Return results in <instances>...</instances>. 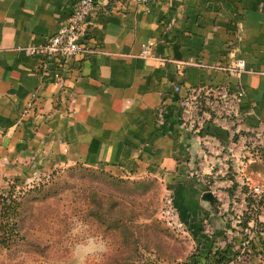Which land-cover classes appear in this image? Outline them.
<instances>
[{
    "label": "crops",
    "instance_id": "obj_1",
    "mask_svg": "<svg viewBox=\"0 0 264 264\" xmlns=\"http://www.w3.org/2000/svg\"><path fill=\"white\" fill-rule=\"evenodd\" d=\"M78 1L0 0V176L46 155L51 165L154 178L167 182L174 203L189 198L197 212L207 211L212 232L228 231L221 202L209 207L199 198L221 197L239 181L230 167L243 153L232 160L227 142L196 135L177 99L199 86L240 87L237 130L241 141L255 144L244 154L256 158L244 175L264 181V0L128 1L123 10L99 13L88 30L94 53L72 61L60 91L54 73L39 70V58L23 48L45 42ZM239 59L245 64L239 75L216 68ZM160 104L166 114L157 126ZM191 166L196 184L182 181Z\"/></svg>",
    "mask_w": 264,
    "mask_h": 264
},
{
    "label": "rangeland",
    "instance_id": "obj_2",
    "mask_svg": "<svg viewBox=\"0 0 264 264\" xmlns=\"http://www.w3.org/2000/svg\"><path fill=\"white\" fill-rule=\"evenodd\" d=\"M49 159L40 155L11 177L0 176V212L16 203V216L0 213V223L13 230L8 247L0 245V264H264V181L244 175L252 162H232L230 174L239 181L225 187L236 184L232 195L216 197L230 228L212 232L208 212H197L189 198L174 203L183 227L166 224L160 207L167 182ZM190 168L182 181L196 184ZM255 187L263 191L256 195ZM244 214L246 227L238 225Z\"/></svg>",
    "mask_w": 264,
    "mask_h": 264
},
{
    "label": "built area",
    "instance_id": "obj_3",
    "mask_svg": "<svg viewBox=\"0 0 264 264\" xmlns=\"http://www.w3.org/2000/svg\"><path fill=\"white\" fill-rule=\"evenodd\" d=\"M128 1L149 4L155 0H79L73 12L65 19L57 31L41 44H32L23 48L26 55L39 58V70L43 72H53L54 82L59 86L60 91L65 90V74L69 70L72 61L87 57L94 53L93 48L87 44L88 30L91 19L99 13H109L118 9H125ZM142 54H146V49L142 50ZM203 65V64H199ZM217 69H222L229 75H239L245 71V64L242 60H237L231 66L216 65ZM173 93L179 94L180 87L174 86ZM185 97L179 95L177 103L183 108L184 119L190 124L191 130L198 135L203 130L204 125L210 120L207 112H201L198 115L199 108L197 100L200 95L212 98L214 107L220 106L216 112L217 119L214 120L219 127L231 126L227 150L230 158L233 160L234 154H242L246 158L245 162H253L254 156L246 155L249 144H255L250 141H243L238 138L234 141V137L240 132L237 127L242 122L239 112V102L244 96V92L240 87L230 89L228 86H203L196 90L190 89L186 92ZM166 109L164 104H160L156 111V125L164 124V116ZM230 118V120H228ZM208 147H206L207 149ZM201 175V174H200ZM197 176V173H195ZM255 193L258 195L262 192L261 187H255ZM163 196L161 201L160 213L166 224L173 229H180L183 224L177 218L174 200L171 194Z\"/></svg>",
    "mask_w": 264,
    "mask_h": 264
},
{
    "label": "trees",
    "instance_id": "obj_4",
    "mask_svg": "<svg viewBox=\"0 0 264 264\" xmlns=\"http://www.w3.org/2000/svg\"><path fill=\"white\" fill-rule=\"evenodd\" d=\"M202 87L203 86L196 87V90L199 89V88H202ZM212 102H213L212 98H207V97H204L203 95H200V97L197 100V107L200 110V111H198V115H200L201 112H207L210 115V121H213V120L217 119L216 112L219 110L220 106L218 105V106L214 107L212 105ZM228 120H230V118H228ZM200 134H201V132H199L198 135H200ZM240 135H241L240 133L237 134V136L234 137V141L237 140L240 137ZM235 187H236V184L234 183L228 189L229 192H230L229 193L230 195H232ZM11 203L14 204V207H11L10 204H8V205L3 204L1 212H0L2 219H7V217L9 215H12L13 217L16 216V214H15L16 213V211H15L16 210V203L13 200H12ZM244 216L247 217V214H244ZM206 220H207V218H206ZM248 222H249V217L243 218L242 222H240L238 225H240L242 227H246ZM255 222H256V220H255ZM195 224H197V223H195ZM195 224H191L190 227L192 229H195V228L197 229V226H199V224H197V225H195ZM201 229L204 230L203 225H202ZM11 232H13V230L9 226V224L5 225L3 222L0 223V245H2L4 247H8V242L7 241L9 240V233H11ZM192 264H196V263L192 261Z\"/></svg>",
    "mask_w": 264,
    "mask_h": 264
},
{
    "label": "water",
    "instance_id": "obj_5",
    "mask_svg": "<svg viewBox=\"0 0 264 264\" xmlns=\"http://www.w3.org/2000/svg\"><path fill=\"white\" fill-rule=\"evenodd\" d=\"M203 135H210L216 139L224 142H228L229 135L225 129L212 124H206L202 130ZM216 197L211 192H204L201 195V202L209 207H216L218 205Z\"/></svg>",
    "mask_w": 264,
    "mask_h": 264
},
{
    "label": "clouds",
    "instance_id": "obj_6",
    "mask_svg": "<svg viewBox=\"0 0 264 264\" xmlns=\"http://www.w3.org/2000/svg\"><path fill=\"white\" fill-rule=\"evenodd\" d=\"M100 250H101V251H103V250H104V249H103V245H101V246H100Z\"/></svg>",
    "mask_w": 264,
    "mask_h": 264
}]
</instances>
